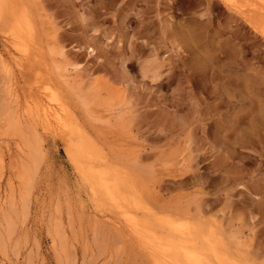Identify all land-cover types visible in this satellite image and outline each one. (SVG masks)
Here are the masks:
<instances>
[{
	"label": "rangeland",
	"instance_id": "obj_1",
	"mask_svg": "<svg viewBox=\"0 0 264 264\" xmlns=\"http://www.w3.org/2000/svg\"><path fill=\"white\" fill-rule=\"evenodd\" d=\"M229 1L0 0V264H264V0Z\"/></svg>",
	"mask_w": 264,
	"mask_h": 264
},
{
	"label": "bare ground",
	"instance_id": "obj_2",
	"mask_svg": "<svg viewBox=\"0 0 264 264\" xmlns=\"http://www.w3.org/2000/svg\"><path fill=\"white\" fill-rule=\"evenodd\" d=\"M229 1V0H228ZM228 1L226 0V2L225 3H228ZM233 1V0H232ZM243 1V0H242ZM234 2V4H235V1H233ZM232 2V3H233ZM249 2V1H248ZM229 3H230V1H229ZM252 3V2H251ZM239 4H240V2H239ZM235 5H238V4H235ZM231 7V6H230ZM239 7V6H238ZM240 8V7H239ZM231 9V8H230ZM234 10H236V9H234ZM238 11V10H237ZM258 11V10H257ZM260 12V11H259ZM236 13V12H235ZM263 14V13H262ZM15 15L13 14V17H14ZM246 17V16H245ZM15 19H17V18H15ZM248 19V18H247ZM13 20H14V18H13ZM23 22H24V26H25V28L26 29H29L30 28V21H28L27 19H23ZM252 22V21H251ZM17 27V26H16ZM264 28V27H263ZM32 29V28H31ZM30 29V30H31ZM261 29H262V27H261ZM20 30V29H19ZM32 32V31H31ZM263 32H264V29H263ZM21 34V33H20ZM22 35V34H21ZM20 35V36H21ZM16 38V37H15ZM21 38H22V36H21ZM193 39V38H192ZM14 40V39H13ZM26 40V39H25ZM22 41H23V39H22ZM26 43V42H25ZM23 44V43H22ZM20 45V44H19ZM10 46V45H9ZM23 49L25 48L24 46L22 47ZM13 49V48H12ZM17 49V48H16ZM25 50V49H24ZM21 52H23V50H20ZM13 57V56H12ZM18 67V66H17ZM19 70V69H18ZM24 75V74H23ZM17 85V84H16ZM14 89H16V88H14ZM20 90V89H19ZM48 90V89H47ZM22 91V90H21ZM19 92V91H18ZM17 92V93H18ZM27 93V92H26ZM48 94V93H47ZM50 94V93H49ZM47 96H50V95H47ZM43 97V96H42ZM51 100V99H50ZM30 101V100H29ZM33 101V100H32ZM31 102V101H30ZM29 105V104H28ZM33 107H35L40 113H42L43 115H45L46 117L49 115V113L51 112V108L50 107H52V106H48L47 105V103L40 97V96H37L36 98H35V100L33 101ZM35 109V110H36ZM54 110V109H53ZM37 112V111H36ZM39 112H37L38 114H39ZM60 112V111H59ZM53 115V114H52ZM51 115V116H52ZM180 240V239H179ZM185 257V256H184Z\"/></svg>",
	"mask_w": 264,
	"mask_h": 264
}]
</instances>
